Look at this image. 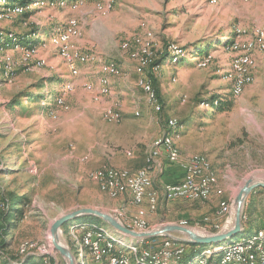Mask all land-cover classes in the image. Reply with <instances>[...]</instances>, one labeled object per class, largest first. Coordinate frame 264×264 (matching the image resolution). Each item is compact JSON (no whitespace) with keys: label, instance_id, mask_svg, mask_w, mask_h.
Returning a JSON list of instances; mask_svg holds the SVG:
<instances>
[{"label":"rangeland","instance_id":"rangeland-1","mask_svg":"<svg viewBox=\"0 0 264 264\" xmlns=\"http://www.w3.org/2000/svg\"><path fill=\"white\" fill-rule=\"evenodd\" d=\"M52 1L60 2L26 0L25 9L0 17V36L11 33L22 46H34L25 60L23 50L0 53V77L4 80L0 81V198L6 200L10 193L26 198L12 229L0 233V249L14 255L19 244L34 242L35 249L43 244L45 254L41 255L48 256L40 264H68L50 240V226L61 215L89 207L128 221L141 218H125L114 210L109 203L111 196L99 190L89 173L100 160L117 151L128 157V152L131 156L140 153V145L144 150V143L132 149L133 139L125 128L158 122L170 133L166 121L174 117L180 123L175 134L179 132V145L187 155L204 154L206 122H229L236 132L232 130L228 140L223 135L213 152L222 158L226 171L219 173L222 187L215 173L212 196L219 198L210 215L189 218L162 207L164 222L160 225L173 223L200 233H215L219 229L210 230L211 224L205 220L214 219L221 201L229 203L231 225L234 200L241 186L247 179L264 181V57L255 49L251 51L253 81L244 86L242 93L232 95L226 74L237 50L227 44L224 36L234 33L235 43L253 41L264 27V0H83L74 9L67 1L59 5ZM109 1L110 8L98 9V3ZM4 3L7 1L0 0V10ZM69 18L77 20V33L70 37L71 49L91 57L77 65L76 76L70 75L57 47L47 42L49 34L63 28ZM135 37L153 44L151 65L131 57L130 51L122 47ZM205 55L210 56L209 61L198 65ZM106 64L113 72L102 71ZM101 74L107 77L110 91L95 100ZM140 80L149 82L154 100ZM62 81L70 89L62 87ZM212 96L226 102L222 110H214L207 103ZM57 97L63 99V105L57 103ZM202 101L207 105H200ZM158 102L160 110L155 105ZM195 122H202V127L195 129ZM166 131L156 138L142 167H147L148 161L153 164L160 154L159 139L167 135ZM106 167L113 166L98 168ZM254 189L243 203L244 229L232 241L264 229V188ZM250 200L253 209L247 211ZM68 233V227L63 230L61 226L58 239L74 256L73 239ZM157 238L148 240L144 247L165 241V237ZM214 255L211 264L218 258Z\"/></svg>","mask_w":264,"mask_h":264},{"label":"bare ground","instance_id":"bare-ground-1","mask_svg":"<svg viewBox=\"0 0 264 264\" xmlns=\"http://www.w3.org/2000/svg\"><path fill=\"white\" fill-rule=\"evenodd\" d=\"M6 2V0H1ZM62 2H69L72 8L79 7L80 3L83 0H57ZM60 2L52 1L56 5H59ZM112 2H106L104 5L97 4L98 9L110 8ZM27 4L21 3H4V7L0 10V17H8L10 13L20 12L25 9ZM77 33V20L74 18H69L63 28L55 30L51 32L48 36L47 42L55 45L58 50L59 57L62 58L66 62V66L70 75L76 76L78 74L77 65L79 63L88 62L91 57L88 53L78 52L72 50L70 47V37ZM63 37V39H62ZM46 40V39H45ZM66 41V42H65ZM44 42L41 40L40 43ZM32 46V47H31ZM138 46V49L135 50V47ZM233 49L237 50L236 56L231 60L229 69L227 70V78L231 82V93L234 96L239 95V93L243 90L244 86L248 84L252 80L251 69L254 65V60L251 55V51L253 49L259 51L261 55L264 57V27L257 31V34L253 41H242L235 43L234 46L230 45ZM122 47L127 48L130 51V56L137 59H140L142 62H149V65L153 63V44H151L150 40L143 39L140 37H135L132 39L130 44L125 43ZM129 47V48H128ZM18 48V49H16ZM150 48L152 51H150ZM176 50V48H173ZM6 50H23L25 60L33 51V44H26L22 46V43L16 39L14 35L8 33L6 36H0V53H3ZM208 55H205L201 61H197V64L200 66L206 65L209 61ZM8 59V58H7ZM155 68V67H154ZM255 68V67H254ZM138 70H141L138 67ZM103 72H113L112 66L106 64L102 67ZM253 73V72H252ZM253 81V80H252ZM99 85L98 91L94 95V99L98 100L103 95L109 93L110 88L108 84V79L104 74L99 76ZM62 85L70 89L68 83L63 82ZM140 84L142 86L145 85L147 92L150 97L154 100L153 91L150 88V84L148 81L140 80ZM246 87V86H245ZM89 89L90 86H87ZM242 93V92H241ZM61 100H56L58 104L63 105V99L61 97H57ZM206 102H201L200 105H204ZM210 108V107H209ZM160 110V109H159ZM167 127L174 130L178 127V122L176 118L170 119L166 123ZM160 145L164 147L167 151L169 158L173 160H178L179 152L178 148L174 146L173 141L170 136L164 135L161 139H159ZM159 153V150L157 149ZM155 153V152H154ZM150 164L148 161L147 167H142L136 170L135 172H131L128 168H115V167H106V168H98L90 172L89 175L93 177L100 188L101 191L109 194L111 197H116L119 194L127 193L128 190L123 188H115V181L117 179H124L125 174H137L141 170L147 169V178H148V188L151 194V205L147 202L150 210H155L157 204V193L151 187V177L149 175L150 172ZM183 167L186 169H195L199 175L202 176L203 179L209 182V186L211 188L210 194H206L202 197V199H185V200H207L211 197L213 193V184H214V176L210 169L209 161L203 156L199 154H193L188 159L183 161ZM115 172V174H113ZM105 175H110L106 177L105 184ZM163 189L167 196L170 197V182L164 184ZM131 199L137 203L145 202L142 199L133 198ZM8 208V202L3 198H0V211H5ZM218 212H229V203L226 201H221L219 203ZM119 218V217H118ZM139 221L135 223V230L144 231L150 229L148 223L143 218L133 217L129 221ZM92 222V221H90ZM68 234L71 235L73 242V253L75 257V261L77 264H90L89 258V248L88 243L84 241V236L81 231H86L91 234L92 237L98 238L101 240V244L112 250L116 253L117 256L121 258V264H185L181 263L182 259H184V253L182 255H178L175 260L170 262H165V259L157 258L153 255L152 252H144V244L147 242L142 241H128L126 238H123L112 231L109 227L103 224H86L85 221H71L68 223ZM258 231H253V233L242 237L238 241L228 240L225 242H220L216 244H210L201 249L199 255L193 260H197V264H211L212 255L215 253V257L217 258L215 263L212 264H246L245 256H249V251H256L258 249L263 248L264 246V229ZM153 241V240H150ZM165 241H169L168 238L165 237ZM171 245L176 248L186 249L185 244L183 242H178L171 239ZM36 247V243L34 242H24L19 244L18 253L24 254L29 250H33ZM187 247V246H186ZM0 264H2L0 259ZM39 264V263H36Z\"/></svg>","mask_w":264,"mask_h":264},{"label":"crops","instance_id":"crops-1","mask_svg":"<svg viewBox=\"0 0 264 264\" xmlns=\"http://www.w3.org/2000/svg\"><path fill=\"white\" fill-rule=\"evenodd\" d=\"M77 41L78 43H82V40H77ZM0 81H4V80H2V78L0 77ZM60 81L57 82L59 83ZM132 124L135 123L132 122ZM159 125L160 124L158 122H143L142 125L140 124L137 126H132V128H125L124 132L132 136L133 139L132 149L136 150V146H137L136 144L144 143V145H146L144 150L142 151L143 146L140 145L139 146L140 153H138L137 155L134 153L131 156L130 154L131 152H128V154L130 155L128 157H123L122 155L118 154L120 151H117L116 154L113 153L111 154V156H106L105 158L100 160V162L93 169H96L102 165H108L113 167L128 168L131 172H135L144 165L145 163L144 159L146 153L154 146V141L156 140V138L165 133L166 130L163 129L161 125L160 126ZM201 125L202 122H195L193 126H195L196 129L198 128V126ZM204 127L206 134V137L204 138L205 141L204 144L205 147L203 151L204 154L200 153L199 155H203L209 161L211 172L214 177L216 173V175L218 176V184L222 187L221 180L219 178V173L224 170L226 171V169L225 166H222V158H220L217 154L213 152L215 151V146L219 143L221 137L224 135L225 140H228L231 137L230 136L231 133L233 131L236 132V129L230 127L229 122H206V124H204ZM139 128L143 129L144 131L142 132L141 130H138ZM159 128L161 130H159ZM177 128L174 130L168 128V130L171 131L170 133L166 132V134L170 136L171 139L174 140L177 139L175 140L174 146L178 148L179 154L181 153L178 157V160H173L169 158L167 151L166 153H164L163 151L165 149L162 146H159L160 154L155 158L153 164H150L151 168L149 175L151 177V187L157 193V204L155 210H150L146 201L140 204L135 203L127 193H122L117 197H113V198L109 197L107 194L104 193L105 195L108 196L109 203L112 205L113 209L118 211L119 213L122 212L125 218L133 215L139 216L147 221L149 227L153 228L164 222L162 221V214L160 212V208L162 207L166 212H172L174 214L182 215L189 218H197L206 214L210 215V213L213 211L215 206L214 205L215 201L217 200V198H219L215 195L213 196L211 195V197L207 200H185V199L170 200V197L167 196V194L163 189L165 183L176 182L182 178L183 170L180 168L178 164L183 166V161H185L191 155H193V154L190 155L185 154V148L179 145L180 142L178 141V137H177L179 136L178 134L179 132L175 134ZM193 139L196 140V136H194ZM210 147L211 150L209 149ZM89 176L91 177V175ZM95 181L93 182L95 183ZM96 185L99 188L98 184ZM215 187L216 184L214 179L213 193L215 191L214 190ZM159 195H160V199H159ZM223 224H221V228ZM176 235L179 234L176 233ZM159 241L161 240L158 239L157 242ZM40 250H41V245L38 246V248L29 250L24 254H19L18 250H16V253L14 255H10V254H6L5 252H3V250L0 249V259L2 264H36L39 263L40 261L46 260V258L48 257L45 255L42 257V255L45 253ZM25 257L27 258L25 259Z\"/></svg>","mask_w":264,"mask_h":264},{"label":"built area","instance_id":"built-area-1","mask_svg":"<svg viewBox=\"0 0 264 264\" xmlns=\"http://www.w3.org/2000/svg\"><path fill=\"white\" fill-rule=\"evenodd\" d=\"M63 39V37H62ZM235 41V40H234ZM234 41L229 43L234 46ZM66 42V41H65ZM56 100H61L57 98ZM159 110V102L155 103ZM166 153V150L163 151ZM183 170V176L179 181L170 182V200L175 199H202L206 194H210L211 188L209 182L202 178L195 169H186L178 164ZM115 174V172H113ZM110 175H105L106 177ZM147 169L141 170L137 174H125L124 179L115 181V188H123L128 190V195L133 198L142 199L146 202L151 201V194L148 188ZM228 212H215L214 219H206L205 222L211 224V229L221 228V222L226 218ZM127 227L135 230V223L139 222L128 221L119 218ZM184 225V223H181ZM216 230V231H217ZM260 229V234H261ZM84 236V241L88 243L90 264H121V258L116 253L101 244V240L94 238L86 231H81ZM44 245L41 244V250L44 252ZM144 252H152L154 256L160 259H165V262L175 260L178 255L187 252V249L176 248L169 241L155 243L148 248H144ZM246 264H264V246L256 251H249V256H245Z\"/></svg>","mask_w":264,"mask_h":264},{"label":"water","instance_id":"water-1","mask_svg":"<svg viewBox=\"0 0 264 264\" xmlns=\"http://www.w3.org/2000/svg\"><path fill=\"white\" fill-rule=\"evenodd\" d=\"M256 187L264 188V181H252L247 179L238 191L234 200V219L230 225L227 216L222 228L215 233H200L191 228L184 227L178 224L169 223L160 225L144 231L134 230L127 227L119 218L106 211L83 207L65 213L54 220L50 226V240L53 248L67 260L68 264H77L72 252L58 239L60 227L71 220L77 219L82 216H93L99 218L104 225L109 227L121 237L131 239L134 241H142L144 239L153 237H166L178 242L197 244V245H210L220 242H225L240 233L244 227L241 223V212L243 203L247 195ZM176 233L182 235L177 236Z\"/></svg>","mask_w":264,"mask_h":264},{"label":"trees","instance_id":"trees-1","mask_svg":"<svg viewBox=\"0 0 264 264\" xmlns=\"http://www.w3.org/2000/svg\"><path fill=\"white\" fill-rule=\"evenodd\" d=\"M6 1L9 4L10 3H16V2H19L21 4L28 3V2H26V0H6ZM224 37L227 39V44H229V43H231L234 40V33L226 34V36H224ZM200 53L201 52H198V54H200ZM215 101H216V103H214ZM224 102H225L224 100H219V102H218V96H212L210 102H207V103H211V105L214 108V110H219L220 111V110L223 109L222 103H224ZM12 104L13 105L16 104V101L12 100ZM225 104H226V102H225ZM178 125H180L179 122H178ZM166 132H168V131H166ZM253 190H254L253 192L256 191V189H253ZM6 200L8 202L7 210L0 211V223H1V225H0V233L1 234L8 233L12 229L13 224L15 222V219L17 218V216H18V214L20 212V206L25 204L26 198H25V196L19 195L17 193H10L9 196L6 198ZM253 203L254 202L251 201V200L248 202L247 207H246L247 211H251L253 209ZM75 220L92 221V222L104 224L99 218H96V217H93V216H82V217H79V218H77ZM209 225H210V223H209ZM67 227H68V222L64 223L62 225L63 230H66ZM209 229L212 230L211 227H209ZM156 238L157 237L148 238V239H145L146 241H143V242H147L148 240L149 241L150 240H156ZM1 241H2L1 242V245H2L4 243V240H1ZM183 244H185L187 246V253L184 255L185 259H183V262L185 264H193L194 263L193 257L201 249H203L205 245H197V244H190V243H183ZM27 257H25V259Z\"/></svg>","mask_w":264,"mask_h":264}]
</instances>
